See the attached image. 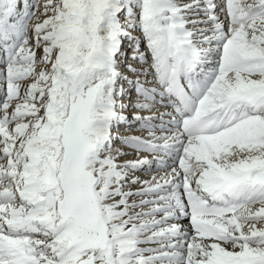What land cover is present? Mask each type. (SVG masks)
I'll list each match as a JSON object with an SVG mask.
<instances>
[{
	"label": "snow or ice",
	"instance_id": "snow-or-ice-1",
	"mask_svg": "<svg viewBox=\"0 0 264 264\" xmlns=\"http://www.w3.org/2000/svg\"><path fill=\"white\" fill-rule=\"evenodd\" d=\"M0 264H264V0H0Z\"/></svg>",
	"mask_w": 264,
	"mask_h": 264
}]
</instances>
